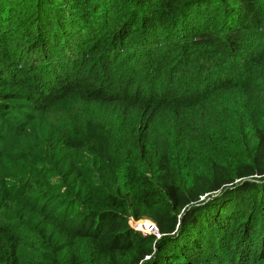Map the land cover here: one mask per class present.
Segmentation results:
<instances>
[{"label": "trees", "instance_id": "16d2710c", "mask_svg": "<svg viewBox=\"0 0 264 264\" xmlns=\"http://www.w3.org/2000/svg\"><path fill=\"white\" fill-rule=\"evenodd\" d=\"M0 264H264V0H0Z\"/></svg>", "mask_w": 264, "mask_h": 264}, {"label": "built area", "instance_id": "2783aa9c", "mask_svg": "<svg viewBox=\"0 0 264 264\" xmlns=\"http://www.w3.org/2000/svg\"><path fill=\"white\" fill-rule=\"evenodd\" d=\"M149 223V229L148 230H143V229H141V228H137L136 227V225H135V227L137 228V229H139V230H141V231H143V232H152V233H155V234H158V232H157V229H156V227H155V225L153 224V223H151V222H148Z\"/></svg>", "mask_w": 264, "mask_h": 264}, {"label": "rangeland", "instance_id": "374dc122", "mask_svg": "<svg viewBox=\"0 0 264 264\" xmlns=\"http://www.w3.org/2000/svg\"><path fill=\"white\" fill-rule=\"evenodd\" d=\"M142 221H147V220H142ZM142 221H140V222H142ZM147 222H148V221H147ZM148 229H149V228H146L145 231L148 230Z\"/></svg>", "mask_w": 264, "mask_h": 264}, {"label": "clouds", "instance_id": "9594fccd", "mask_svg": "<svg viewBox=\"0 0 264 264\" xmlns=\"http://www.w3.org/2000/svg\"><path fill=\"white\" fill-rule=\"evenodd\" d=\"M148 221V220H147ZM138 222H140V221H138ZM148 222H150V221H148ZM156 227V226H155ZM157 229V228H156ZM157 232H158V230H157Z\"/></svg>", "mask_w": 264, "mask_h": 264}]
</instances>
